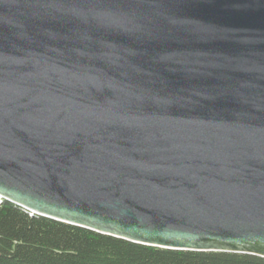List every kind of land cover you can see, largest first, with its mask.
Instances as JSON below:
<instances>
[{
    "label": "water",
    "instance_id": "obj_1",
    "mask_svg": "<svg viewBox=\"0 0 264 264\" xmlns=\"http://www.w3.org/2000/svg\"><path fill=\"white\" fill-rule=\"evenodd\" d=\"M2 199L264 258V0H0Z\"/></svg>",
    "mask_w": 264,
    "mask_h": 264
},
{
    "label": "trees",
    "instance_id": "obj_2",
    "mask_svg": "<svg viewBox=\"0 0 264 264\" xmlns=\"http://www.w3.org/2000/svg\"><path fill=\"white\" fill-rule=\"evenodd\" d=\"M0 264H264V258L136 244L31 215L2 199Z\"/></svg>",
    "mask_w": 264,
    "mask_h": 264
}]
</instances>
